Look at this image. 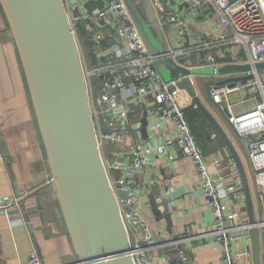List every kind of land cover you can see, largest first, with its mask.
<instances>
[{"label":"crops","instance_id":"crops-1","mask_svg":"<svg viewBox=\"0 0 264 264\" xmlns=\"http://www.w3.org/2000/svg\"><path fill=\"white\" fill-rule=\"evenodd\" d=\"M71 1L82 5V10L88 13L106 6L105 0ZM162 1L167 15L175 18V22H170L166 16L168 19L165 29L170 33V37L166 38L169 47L177 49L186 47L187 40L183 26H186L188 31L190 45L204 46L212 43L214 46L211 50L197 54L198 65H194L189 58L180 61L182 66L212 68L208 63L209 55L215 57L219 68L247 61L246 53L235 54V46L221 45L222 40L232 37V32L219 25L214 7L192 11L177 1H172V4L169 0ZM86 24L93 40L95 28H98L99 33L104 37L102 46L96 47L97 53L112 51L111 55H113V47L118 41L113 18L93 17L86 21ZM88 52L89 49L84 45V53L90 62ZM107 57L103 58V61ZM248 75L247 72L217 77L196 74L186 76L185 78L191 81L197 99L206 112L186 89L178 88V94L181 97L183 93L180 102L187 113L190 128L192 127L195 132L196 142L208 162L211 173L214 175L223 173L226 186H235L238 183L231 169L234 155L227 140L231 142L232 149L238 156L249 181L254 201V214L256 221L259 222L263 214L260 194L264 195V181L257 178L252 168L249 150L243 137L238 135L229 123L228 116L221 113L213 99L207 95L209 83L213 84L212 88L237 83L246 84L252 80L247 79ZM261 100L260 95L256 96V99L253 98L247 88L225 99L230 103L235 114L252 110ZM195 104L198 108H195ZM130 111L127 126L109 116L113 123L112 128L126 136L124 146L120 147L118 143L116 146H110L111 153L106 150L105 157L109 163L112 158L130 164L132 153L137 146L159 147L169 138H175V126L167 124L157 129L155 118L147 115L145 107L134 104L131 105ZM145 116H148L150 126L144 134L142 131L146 128L142 123ZM95 123L98 130L109 129L105 114L96 116ZM0 135V200H16L19 203L9 211L8 215H0V264H29L30 254L34 250L38 252L41 264L74 263L77 256L52 184V175L22 63L1 6ZM213 135L216 137L214 138ZM245 142L247 143V140ZM111 176L115 178L116 173H111ZM117 176H122V173H117ZM132 188L141 200L138 217L147 229L146 235H150L154 241H162L169 237L167 231L170 228L172 233L179 236L188 235L190 238L183 246L186 249V253L182 255L184 260L192 256L193 264H224L222 251L214 239L210 236L202 237L213 230L215 218L212 209L205 205L199 171L192 159L183 154L179 145L167 147V154L164 156L154 153L150 155L148 164L140 169L133 179ZM156 191L162 193L157 197L159 199L156 200L158 203L154 209L151 202L155 200ZM37 198L40 200V210L37 207ZM163 199L168 201V210L159 203ZM221 200L227 214L233 212L239 214L235 224L240 228L232 233L234 235L245 233L243 225L249 223L250 216L247 202L243 203L241 193L227 194L221 187ZM156 212L160 216L155 215ZM166 216H169L170 222L164 218ZM228 225L232 226L234 223L228 220ZM130 236L135 244L145 238L140 229H134ZM247 246L248 242L242 239L233 244V249H243ZM149 256L153 259L152 264H174L173 261L175 262L176 259L171 249L165 251L152 249L149 250ZM237 264L254 263L253 259L244 257ZM260 264H264V239L261 243Z\"/></svg>","mask_w":264,"mask_h":264},{"label":"water","instance_id":"water-1","mask_svg":"<svg viewBox=\"0 0 264 264\" xmlns=\"http://www.w3.org/2000/svg\"><path fill=\"white\" fill-rule=\"evenodd\" d=\"M124 2L132 18L128 25L134 24L150 54L160 59L158 67L164 80L178 81L177 87L186 89L205 112L186 76L196 74L217 77L231 73L249 74L252 71L250 64L225 65L217 70L182 66L166 57L169 52L166 38L170 37L165 29L167 13L159 12L152 0ZM74 3L71 1V4ZM0 6L22 63L52 184L77 256L72 264H136L133 256L135 247L124 216V213L132 212V206L128 203V193L122 189V185L116 183L114 187L112 184L105 164L91 106L84 54L78 37L89 49L88 57L92 66L101 64L103 58L111 55L112 51L97 53L96 42L87 29L86 21L81 19L80 10L73 13L78 30L76 35L64 0H0ZM183 32L187 40L185 46H189L186 26H183ZM190 59L194 65H198L197 54ZM255 69L264 71V62L256 64ZM252 78L250 73L247 79ZM212 85H207L210 99ZM98 89L101 95L102 85ZM176 89L173 87L172 91ZM142 124L146 128L142 131L145 134L150 126L148 116H145ZM105 133H109V129ZM243 139L246 145V139ZM125 141L126 136L122 135L119 146H124ZM227 143L243 177L250 216L248 224L251 225L249 232L253 263L260 264L261 242L255 227L257 221L250 184L231 142L227 140ZM108 151L111 153L112 149ZM114 161L111 158V163ZM115 173V179H118V172ZM161 193L155 192V200L151 202L153 208ZM36 201L40 210V200L37 198ZM159 203L168 210L166 199ZM155 215L160 216L158 212ZM164 218L170 222L169 216ZM133 227L140 228L143 236L146 235L140 223L133 224ZM167 232V239H153L151 244L144 240L141 248L161 251L171 249L176 256L174 264H193L192 256L186 260L182 257L186 253L183 246L190 239L189 236L176 235L170 228Z\"/></svg>","mask_w":264,"mask_h":264},{"label":"built area","instance_id":"built-area-1","mask_svg":"<svg viewBox=\"0 0 264 264\" xmlns=\"http://www.w3.org/2000/svg\"><path fill=\"white\" fill-rule=\"evenodd\" d=\"M64 1L76 35L78 30L75 25L76 19L73 18V13L76 10H80L81 19L84 21L91 20L93 17L104 19L111 16L115 24L114 29L118 41L113 47V55L107 57L98 66H92L89 63V68H87V65H85V71L89 83L94 120L96 116L102 113L106 115V122L109 125V133H105V131L100 129H97V131L111 182L114 187L116 183L122 185V189L128 193V203L132 206L130 214L124 213L130 234L134 229H140L133 227V224L140 223L142 225L138 217L141 200L132 188L133 179L139 170L148 164L150 155L154 153L164 156L167 154V147L179 145L183 154L192 159L199 171L205 205L212 209L215 218L213 230L205 233L202 237L210 236L214 239L222 251L224 264H237L244 257L252 260V240L249 232L251 225H243V227L245 226V233L234 235L232 231L240 228L239 225L235 224L239 214L234 212L227 214L221 200V187H223L227 194L240 192L243 203L247 202L243 177L238 162L235 159L231 160V169L238 181L235 186L225 185L226 178L223 173H217L216 175L211 173L208 162L199 149L186 118L185 110L180 102L183 93H181L180 97L177 87L178 81L166 82L164 80L158 69V61L160 59L150 54L134 24L128 25L132 18L124 0H105V8L93 13L83 11L82 5L77 2L71 4V0ZM152 1L159 12L167 13L165 7L163 8L164 2L162 0ZM172 1L188 6L192 11L214 7L215 11H217L216 15L219 25L223 29L232 32V37L222 40L221 45L235 46L236 55H241L243 52L247 54V61L241 64H250L252 66L253 69L249 72V74L253 75L252 80L246 84L237 83L213 87L211 96L220 112L228 116L229 123L238 135L247 140L250 163L257 174V178L263 182L264 72H258L255 69V65L264 62V0H169L170 4H172ZM168 18L170 22H175V18L170 17V15H168ZM94 32L96 47H101L104 37L99 33L98 28H95ZM78 39L83 50L84 59H86L83 41L79 37ZM212 48H214L212 43L204 46L190 45L181 49L169 47L166 57L172 58L180 64V61ZM208 63L215 70L219 68L213 55L208 56ZM99 85H102L101 95L98 89ZM173 87L177 89L172 91ZM244 88L249 90L253 98L256 99V96L260 95L262 100L252 110L235 114L230 103L226 102L225 99ZM134 104L145 107L148 116L155 118L157 129L163 128L167 124H173L176 130L175 138H169L164 145L159 147L137 146L132 153L130 164L119 159L109 163L105 157L106 150L111 145L116 146L122 137L120 131L112 128L113 123L109 116L127 126L131 113L130 107ZM103 106H105V109ZM194 106L198 108V105L195 104ZM213 137L215 138L216 135H213ZM172 158L170 157V159ZM113 172L122 173V176L115 179L111 176ZM260 200L263 204V214L261 221L257 222L255 227L259 231L260 242L262 243V239H264L263 194H260ZM18 204L16 200H0V215H8L9 211ZM228 220H231L234 225L229 226ZM143 229L146 233L147 229L144 226ZM144 237V240L148 243L151 244L153 242V238L150 235L147 234ZM242 239L248 242V246L234 250L233 244L238 243ZM141 244L142 242L133 243L135 247L133 256L136 264H152L153 259L149 256V250L141 248ZM29 264H41L36 250L31 252Z\"/></svg>","mask_w":264,"mask_h":264},{"label":"trees","instance_id":"trees-1","mask_svg":"<svg viewBox=\"0 0 264 264\" xmlns=\"http://www.w3.org/2000/svg\"><path fill=\"white\" fill-rule=\"evenodd\" d=\"M195 113H196V112H195ZM185 114H186V118H187V120H188L187 113L185 112ZM188 123H189V121H188ZM191 129H192V127H191ZM191 131H192V133H193V135H194V134H195L194 130L192 129ZM194 136H195V135H194ZM196 140H197V138H196ZM109 148H110V147H108L107 150H109Z\"/></svg>","mask_w":264,"mask_h":264},{"label":"rangeland","instance_id":"rangeland-1","mask_svg":"<svg viewBox=\"0 0 264 264\" xmlns=\"http://www.w3.org/2000/svg\"><path fill=\"white\" fill-rule=\"evenodd\" d=\"M85 57H86V59H84V61H85V65H87V68H89L88 65H89L90 62L87 60V56H86V55H85ZM87 61H88V62H87ZM263 72H264V71H262V73H263Z\"/></svg>","mask_w":264,"mask_h":264}]
</instances>
